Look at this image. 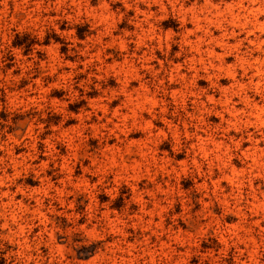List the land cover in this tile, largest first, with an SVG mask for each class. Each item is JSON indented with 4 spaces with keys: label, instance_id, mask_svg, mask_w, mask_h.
Returning <instances> with one entry per match:
<instances>
[{
    "label": "rangeland",
    "instance_id": "obj_1",
    "mask_svg": "<svg viewBox=\"0 0 264 264\" xmlns=\"http://www.w3.org/2000/svg\"><path fill=\"white\" fill-rule=\"evenodd\" d=\"M0 264H264V0H0Z\"/></svg>",
    "mask_w": 264,
    "mask_h": 264
},
{
    "label": "bare ground",
    "instance_id": "obj_2",
    "mask_svg": "<svg viewBox=\"0 0 264 264\" xmlns=\"http://www.w3.org/2000/svg\"><path fill=\"white\" fill-rule=\"evenodd\" d=\"M262 9V8H261Z\"/></svg>",
    "mask_w": 264,
    "mask_h": 264
}]
</instances>
